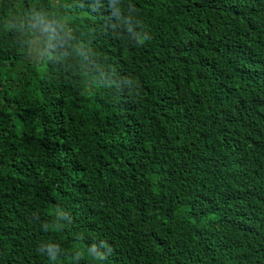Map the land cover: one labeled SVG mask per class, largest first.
Segmentation results:
<instances>
[{
	"label": "trees",
	"instance_id": "1",
	"mask_svg": "<svg viewBox=\"0 0 264 264\" xmlns=\"http://www.w3.org/2000/svg\"><path fill=\"white\" fill-rule=\"evenodd\" d=\"M0 264H264V0H0Z\"/></svg>",
	"mask_w": 264,
	"mask_h": 264
}]
</instances>
